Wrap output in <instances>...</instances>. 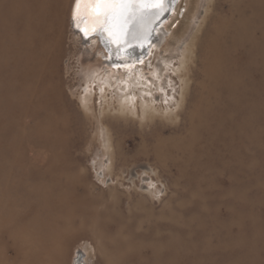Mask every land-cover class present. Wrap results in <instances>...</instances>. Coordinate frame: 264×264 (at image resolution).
Listing matches in <instances>:
<instances>
[{"label": "rangeland", "instance_id": "obj_1", "mask_svg": "<svg viewBox=\"0 0 264 264\" xmlns=\"http://www.w3.org/2000/svg\"><path fill=\"white\" fill-rule=\"evenodd\" d=\"M73 1L0 0V264H264V0H180L132 70L178 107L142 125L100 116L96 80L81 111L102 59L72 37Z\"/></svg>", "mask_w": 264, "mask_h": 264}, {"label": "bare ground", "instance_id": "obj_2", "mask_svg": "<svg viewBox=\"0 0 264 264\" xmlns=\"http://www.w3.org/2000/svg\"><path fill=\"white\" fill-rule=\"evenodd\" d=\"M74 1L69 10L70 24ZM166 1L167 0H164V7ZM210 1L211 0H204L205 5L210 3ZM115 10H117L120 15L118 14V16L115 14L113 15V18L111 13ZM160 13L161 4L159 0H141V2H139V0H84L82 2L78 12L75 13V17H84L82 25L83 30L85 33L97 30L98 32H103V34L105 33L106 35L111 36V41L114 42V44L110 45L112 54L117 58L119 57V60L115 61L107 57L103 48L100 47L96 37L88 35L87 40H83L79 33L71 29L72 37L76 38L81 46L82 56L90 57V53L93 55L94 51H97L96 53L99 54L102 59V67L91 68L85 72V85L82 95L79 97L81 111L88 114L92 109L93 93L95 92L92 85L94 80H96V88L99 89V99H101L100 107L103 105V108L100 109V116H102V114L104 115L106 110H109L111 111L110 114L113 116H118L122 119H130L131 121H136V123L142 125L147 121H151L155 117L169 120L170 117L174 115V111L178 107V102L176 103L175 100H172L174 102L172 109L169 108L168 105H165L164 107L158 106L157 98L154 96V91L158 87L155 86L154 81L150 79L145 80L143 77L132 75V70L136 64L135 59L132 57H134L142 49L141 45L145 43L149 34L150 23L155 21ZM205 13L206 9L203 10V15H205ZM112 18L113 21H111ZM164 30L165 29L162 28V30L158 31V35L150 45L152 50H157L159 48L164 36ZM129 32H132V34L127 36V33L129 34ZM32 35V31L23 30L22 28L20 29L18 39V51L19 56H21L20 61L23 59L24 55L27 54V50L23 46L25 38H31ZM189 44H187L183 49L182 56L179 60L180 65L183 63L184 54L189 48ZM101 68H104L103 70L106 72L109 71L111 75L102 79V77L99 76ZM119 68L121 71L129 73L127 76V78L130 79L129 83L127 81H119L117 77L112 75L113 71L118 70ZM24 69L25 67L20 69L21 72L19 78L21 87L24 86L26 79ZM171 70L175 74L178 72L176 68H172ZM159 72H162V70ZM111 78L117 80V84L115 86L113 85ZM44 92L46 93V91ZM25 93L22 92L21 97H23ZM52 112L56 113L55 110H52ZM43 115L44 114L37 113L36 119H42ZM57 118V116H54V119L50 121H54ZM95 121L101 144L106 153H108L110 146L107 129L103 124H101L98 118H96ZM49 130L50 131L48 132H58L62 129L59 126H52ZM146 174V170H141L140 177L142 183H144L145 180L143 179V176L146 178ZM131 184L134 185V182L131 181ZM138 192L142 195L151 194L150 186L148 184H141L138 188ZM52 196V203H57L58 199H55V195ZM101 213L102 212H97L94 216H99Z\"/></svg>", "mask_w": 264, "mask_h": 264}, {"label": "water", "instance_id": "obj_3", "mask_svg": "<svg viewBox=\"0 0 264 264\" xmlns=\"http://www.w3.org/2000/svg\"><path fill=\"white\" fill-rule=\"evenodd\" d=\"M83 1L84 0H75L74 1L73 7H72V13H71V29L74 30L75 32L79 33L83 40H87L88 35H90L92 37H96L98 42H99L100 47L103 48L107 57H109L112 60L118 61L119 57L117 58L112 54V49H111L110 45L114 44V42L111 41V36H108L105 33L103 34V32H98L97 30H92L90 33H85V31L82 28L84 17H82V16L81 17H75V13L78 12V9L80 8ZM133 1H135V0H133ZM139 2H141V0H139ZM179 2H180V0H167L165 3L164 10L161 11L160 15L158 16V18L155 21H152L150 23L149 34L147 36L145 43H143L141 45L142 49L134 57H132L135 59L136 64L141 63L146 58H148V56L151 52L150 45H151L152 41L158 35V31L162 30L165 23L169 20L170 16L174 13V10H175V8ZM125 12H123V13H125ZM115 14L120 15V13L117 10H115L114 12L111 13L112 17ZM113 18L111 21H113ZM110 25H111V23H110ZM131 34H132V32L131 33L129 32V34L127 33V36H130ZM73 264H83L81 261V255H78L75 258V260L73 261Z\"/></svg>", "mask_w": 264, "mask_h": 264}, {"label": "snow or ice", "instance_id": "obj_4", "mask_svg": "<svg viewBox=\"0 0 264 264\" xmlns=\"http://www.w3.org/2000/svg\"><path fill=\"white\" fill-rule=\"evenodd\" d=\"M160 4H161V11L164 10V0H159Z\"/></svg>", "mask_w": 264, "mask_h": 264}]
</instances>
